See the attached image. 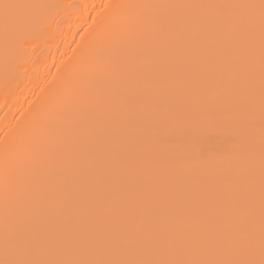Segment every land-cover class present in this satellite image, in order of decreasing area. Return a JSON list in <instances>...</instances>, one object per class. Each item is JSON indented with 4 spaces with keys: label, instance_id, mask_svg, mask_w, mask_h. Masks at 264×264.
Listing matches in <instances>:
<instances>
[{
    "label": "bare ground",
    "instance_id": "obj_1",
    "mask_svg": "<svg viewBox=\"0 0 264 264\" xmlns=\"http://www.w3.org/2000/svg\"><path fill=\"white\" fill-rule=\"evenodd\" d=\"M0 264H264V0H0Z\"/></svg>",
    "mask_w": 264,
    "mask_h": 264
}]
</instances>
